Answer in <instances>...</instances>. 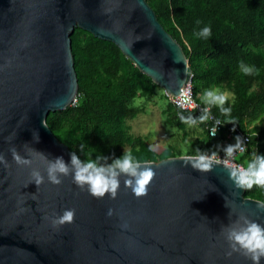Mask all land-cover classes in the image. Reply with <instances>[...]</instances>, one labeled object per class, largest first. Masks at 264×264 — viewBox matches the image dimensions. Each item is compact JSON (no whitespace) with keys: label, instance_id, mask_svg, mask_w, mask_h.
<instances>
[{"label":"water","instance_id":"obj_1","mask_svg":"<svg viewBox=\"0 0 264 264\" xmlns=\"http://www.w3.org/2000/svg\"><path fill=\"white\" fill-rule=\"evenodd\" d=\"M76 27L116 45L168 99L191 82L182 47L146 0H0V154L11 165H0V264H252L239 253L227 257L222 227L241 216L264 226L263 202L235 187L230 165L217 161L202 173L185 166V155L149 162L157 175L141 199L124 177L115 200L93 198L71 176L54 186L40 160L32 167L45 183L30 184L31 169L17 166L10 148L71 163L46 118L76 100ZM65 209L76 210L74 223L54 228L51 219Z\"/></svg>","mask_w":264,"mask_h":264},{"label":"trees","instance_id":"obj_2","mask_svg":"<svg viewBox=\"0 0 264 264\" xmlns=\"http://www.w3.org/2000/svg\"><path fill=\"white\" fill-rule=\"evenodd\" d=\"M146 1L188 59L195 100L209 106L224 123V129L218 136L209 137L206 122H199L201 115L187 111L183 117L195 118L203 138L199 144L190 143L186 151L177 144L158 151L146 139L133 136L127 122L142 111L133 101L152 100L159 86L116 45L76 27L70 39L77 96L64 110L48 114L46 124L52 133L81 161L105 156L108 160L101 163L111 164L128 153L143 163L195 156L197 149L209 155L213 151L219 154L228 146L221 142L235 126L251 135L247 150L238 161L247 167L256 155L264 156V0ZM204 27L211 28L209 38L198 35ZM241 62L253 68L251 74H245ZM213 89L232 95L224 105L231 108L230 117L222 115L219 106L205 103L204 93ZM228 119L235 124L227 123ZM256 120L259 124L252 125ZM173 125L185 128L177 110ZM244 196L264 203V188L254 185L245 190Z\"/></svg>","mask_w":264,"mask_h":264},{"label":"clouds","instance_id":"obj_3","mask_svg":"<svg viewBox=\"0 0 264 264\" xmlns=\"http://www.w3.org/2000/svg\"><path fill=\"white\" fill-rule=\"evenodd\" d=\"M201 37L209 38L211 36V28L204 27L198 34ZM241 68L245 74H251L253 68L245 66L241 62ZM205 103L210 106H219L220 112L225 117H230L231 108H225L227 96L220 94L219 91L208 90L204 93ZM210 108L205 107L203 114L199 117V122L204 123L211 119ZM181 119L188 123L191 121L196 123L195 118L189 116ZM227 123L235 124L231 119ZM221 125L220 120H216L215 126L211 129V135L217 134V126ZM34 139L38 140V134H34ZM236 150L243 152L245 150L243 141L240 137H236L235 145H228L223 149L225 157H231ZM12 158L17 166L30 168L31 183H35L39 187L45 183L44 174L38 169L33 168V161L40 160L45 165L47 174V182L59 187L63 183V178L72 177L73 183L81 190L87 191L95 199H104L106 196L115 200L121 188V178L124 177L123 184L126 189L131 190L137 199L146 198L149 195V187L156 178V171L149 166V162L145 161L143 166L134 159L131 154L125 153L122 158L114 159L111 164L101 163L107 161L105 156L97 157L96 160L81 161V159L73 152L71 154V163L67 164L63 157L49 159L47 155L36 150H29L25 146L27 156H21L19 151L12 147L9 149ZM197 155L187 156L183 158L185 166L191 163V166L202 172H210L216 161L217 152L213 151L201 152L196 150ZM0 165L5 169L11 167L6 157L0 154ZM230 179L237 189L248 190L254 185L264 188V156L256 155L255 159L244 169L233 168L229 170ZM27 187V185L25 186ZM35 199V195H32ZM261 211H264V203L260 204ZM23 211V209H22ZM108 217L114 215L113 209H108ZM76 217L75 209H65L62 215L55 216L51 219L54 228L74 223ZM122 229L127 230L128 225L122 224ZM222 233L229 244L230 251L226 253L231 258L234 253H239L249 259L252 264H261L264 258V226L241 216L235 225L230 224L222 227Z\"/></svg>","mask_w":264,"mask_h":264},{"label":"rangeland","instance_id":"obj_4","mask_svg":"<svg viewBox=\"0 0 264 264\" xmlns=\"http://www.w3.org/2000/svg\"><path fill=\"white\" fill-rule=\"evenodd\" d=\"M212 91H217V89H213ZM156 93L150 101H146L143 98H136L133 101L135 106L142 108V111L134 120L127 122L131 127V134L146 139L158 151L170 144H177V147L183 151L189 148L190 143L198 142L199 144V140L203 138V134L196 124H193L191 121L185 122L184 130L173 125L176 115L175 108L169 106V99L162 88L158 87ZM219 93L226 95L229 99L232 98L230 93ZM258 124L259 121L256 120L252 125ZM228 143L229 141L224 139L221 145L226 146Z\"/></svg>","mask_w":264,"mask_h":264},{"label":"built area","instance_id":"obj_5","mask_svg":"<svg viewBox=\"0 0 264 264\" xmlns=\"http://www.w3.org/2000/svg\"><path fill=\"white\" fill-rule=\"evenodd\" d=\"M169 103L177 110L179 118L183 117V112L187 111L194 112L196 115H202L204 108L209 107L195 100L192 92L191 82L185 84V87L182 89L179 95L169 98ZM209 115L211 119L206 121L208 136L216 137L224 129L225 125L221 122V125L217 126V134L215 136H212L211 129L215 126L216 120L218 119L212 113L211 108ZM236 137H240L242 139L245 150L243 152L236 150L231 157H225V152L223 151L217 154L216 161L230 165L234 168L244 169L246 168V166L241 164L238 161V158L246 152L251 135L247 132L241 131L235 126H232L230 133L226 135V139H229L230 141L228 145H235Z\"/></svg>","mask_w":264,"mask_h":264},{"label":"crops","instance_id":"obj_6","mask_svg":"<svg viewBox=\"0 0 264 264\" xmlns=\"http://www.w3.org/2000/svg\"><path fill=\"white\" fill-rule=\"evenodd\" d=\"M226 140H228V141H229V139H226ZM229 142H230V141H229ZM228 144H229V143H228ZM228 144H227V145H228Z\"/></svg>","mask_w":264,"mask_h":264}]
</instances>
